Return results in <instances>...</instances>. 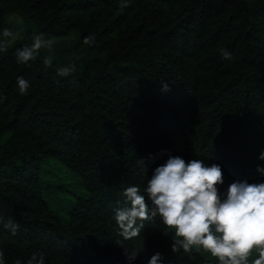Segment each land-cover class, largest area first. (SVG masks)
I'll use <instances>...</instances> for the list:
<instances>
[{
  "label": "trees",
  "instance_id": "obj_1",
  "mask_svg": "<svg viewBox=\"0 0 264 264\" xmlns=\"http://www.w3.org/2000/svg\"><path fill=\"white\" fill-rule=\"evenodd\" d=\"M12 14L24 28L10 41ZM5 29L13 35L3 37ZM34 33L53 39V50L17 63ZM92 33L97 43L85 45ZM4 39L0 217L18 225L13 234L0 224L6 264H26L34 252L45 264H147L156 252L164 264H219L202 251L173 253V230L158 217L125 240L114 212L126 204V187L144 194L169 155L221 165V193L235 180L264 182L257 171L264 168V0H0ZM71 63L72 74L57 75ZM18 76L30 82L27 95ZM53 160L87 192L67 220L43 193L42 172ZM134 250L130 262L126 251Z\"/></svg>",
  "mask_w": 264,
  "mask_h": 264
},
{
  "label": "clouds",
  "instance_id": "obj_2",
  "mask_svg": "<svg viewBox=\"0 0 264 264\" xmlns=\"http://www.w3.org/2000/svg\"><path fill=\"white\" fill-rule=\"evenodd\" d=\"M120 6L127 7V3ZM12 35L9 29L3 32L5 38ZM32 39L30 46L17 50V63L30 65L42 49L53 50V39L37 33ZM83 43L95 45V34L85 36ZM6 51L7 39L0 40V53ZM221 54L227 60L233 58L226 49H221ZM43 63L46 67L51 66L52 57L45 56ZM75 70L76 64L71 63L57 68L56 73L67 77ZM161 83L163 90H170L167 82L162 80ZM30 86L23 76L17 77L20 95H27ZM259 158L264 159V152ZM137 165L140 171L146 172L143 159H138ZM257 171L264 172V168L257 166ZM223 183L221 165L206 164L201 159L186 161L179 155H169L164 163L154 168L144 194L135 185L123 190L126 204L114 212L120 235L125 240L135 238L144 229L145 221L158 217L166 228L173 230L170 248L175 254L182 251L191 257L195 250L209 253L219 264H264V182L235 180L221 193L219 186ZM0 224L13 234L18 230V225L11 219L4 223L0 217ZM254 252L258 255L253 258ZM137 255L135 250L126 251L130 262ZM4 257L0 250V264H6ZM15 264H22V261L17 259ZM26 264H45V255L34 252ZM147 264H164L162 253L153 254Z\"/></svg>",
  "mask_w": 264,
  "mask_h": 264
},
{
  "label": "rangeland",
  "instance_id": "obj_3",
  "mask_svg": "<svg viewBox=\"0 0 264 264\" xmlns=\"http://www.w3.org/2000/svg\"><path fill=\"white\" fill-rule=\"evenodd\" d=\"M7 21L11 26H16V31L12 36V40H10L13 41L22 33L24 21L18 14L10 15ZM73 39V35L68 37V40ZM41 183L44 195L63 220L68 219L69 213L75 206L78 197L87 195L81 178L55 160L52 161L51 165L45 166Z\"/></svg>",
  "mask_w": 264,
  "mask_h": 264
}]
</instances>
